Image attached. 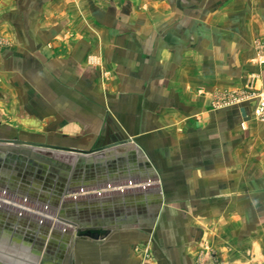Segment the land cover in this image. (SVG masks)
Masks as SVG:
<instances>
[{
  "label": "crops",
  "instance_id": "crops-1",
  "mask_svg": "<svg viewBox=\"0 0 264 264\" xmlns=\"http://www.w3.org/2000/svg\"><path fill=\"white\" fill-rule=\"evenodd\" d=\"M259 54L264 0H0V140L18 141L0 144V188L55 194L88 151L90 194H105L90 235L13 225L52 224L35 198L0 197L20 212L0 227L68 264H264V122L239 96L248 72L264 87ZM43 138L69 142L24 140Z\"/></svg>",
  "mask_w": 264,
  "mask_h": 264
},
{
  "label": "water",
  "instance_id": "water-1",
  "mask_svg": "<svg viewBox=\"0 0 264 264\" xmlns=\"http://www.w3.org/2000/svg\"><path fill=\"white\" fill-rule=\"evenodd\" d=\"M242 113V110H240ZM18 141H8V140H0V144H8V143H14ZM49 147V146H46ZM6 147L0 146V151H5ZM21 152H25V150H19ZM82 155L76 156L75 166L73 169L76 168V171H71V165L64 166L65 170H68L67 174H63V177L60 178V182H62L63 188L58 189V192L54 194L53 187L52 190L50 189V186L47 188L48 195H43L42 193L36 194L35 196H32V198H35V200H41L45 201V206L49 205V200L55 199L56 202L53 203V207H50L49 210H44L45 213H48L52 217V224L51 220L47 218V221L45 219H40L38 216H30L29 220H26V217L22 216V218H18L16 222H14L13 225L16 223H25L29 226H31L34 222H40V229L43 233H48L50 229V233H61L60 231H63V237L65 238L66 234L71 230V227L75 228V234L76 235H90V230L86 227L88 220L90 219V204L92 206L99 204V202L103 201V198L105 194H101V192H96V194H90V154L88 151H82ZM33 157V156H32ZM38 160H41L45 163H48V161L45 158L37 157ZM34 173L31 174L32 179L35 177V171L37 168L36 164H33ZM53 177L49 172H46L45 179L47 181L50 180V178ZM58 179V178H57ZM128 181L125 183L126 185H130L131 183H135L136 180L133 179L131 176L127 177ZM61 185V186H62ZM103 185V186H101ZM109 187L114 186L113 183H108V185L104 184H98V188L100 187ZM97 188V189H98ZM150 188H153V186H138L137 188H126L125 190H122L120 188L119 192L124 197L129 196L126 194L129 193H135V192H145L148 191ZM99 191V190H98ZM119 192H111L110 194H119ZM122 192V193H121ZM142 194V193H141ZM51 197H50V196ZM56 195V197H55ZM50 197V198H49ZM45 199V200H44ZM0 207V210L7 208L10 211H13L16 213V208H11L10 206H2ZM33 209L37 210V205H34L32 207ZM15 210V211H14ZM53 213V214H51ZM73 220V221H71ZM16 220V219H15ZM77 223H80L79 226H82L83 228L78 230ZM52 227H49V226Z\"/></svg>",
  "mask_w": 264,
  "mask_h": 264
},
{
  "label": "flooded vegetation",
  "instance_id": "flooded-vegetation-1",
  "mask_svg": "<svg viewBox=\"0 0 264 264\" xmlns=\"http://www.w3.org/2000/svg\"><path fill=\"white\" fill-rule=\"evenodd\" d=\"M14 159V158H13ZM4 164V157L0 155V165ZM19 173V172H18ZM1 177V176H0ZM2 179V178H1ZM0 196L3 197H8V198H12V199H20L22 201H28V202H35L32 198V195H30L29 193H20L17 191H12L8 188H0ZM50 196V195H49ZM45 203V201H42ZM36 203L38 206H40L41 208L44 207L45 210H49L50 207H53V203L56 202V198L49 200V205L45 206L43 205V203ZM53 205V206H52ZM70 219V218H69ZM71 220V219H70ZM73 221V220H71ZM7 228V229H6ZM12 229V228H11ZM16 230V229H15ZM17 231V232H16ZM16 231H11L7 226L6 227H0V239L3 237H5V239L7 240L6 243H10L8 241H10V239H14L16 238L17 240L21 241V246H24L26 251L28 252V254H35L36 257H38V261L37 262H33V264H41L42 262H44L47 259H49V261L53 264H57L58 262L63 261L65 264H68L69 260H70V256L68 255V250L66 251L65 248H63V250L61 248L58 247V245L51 251V250H45L41 247L40 241H41V236H36L34 238L35 243H33L32 245H29L30 242V238L28 235H26L25 233L20 232V230H16ZM66 247V246H64ZM24 249V250H25ZM13 258H17L21 261L24 262H29L30 260L26 259V258H21L19 256H14L12 255ZM2 264V263H0Z\"/></svg>",
  "mask_w": 264,
  "mask_h": 264
},
{
  "label": "rangeland",
  "instance_id": "rangeland-1",
  "mask_svg": "<svg viewBox=\"0 0 264 264\" xmlns=\"http://www.w3.org/2000/svg\"><path fill=\"white\" fill-rule=\"evenodd\" d=\"M263 48V45L260 43L257 46V51H261ZM261 54H259V56L256 57L255 60V64H261L264 60V58ZM253 75V76H252ZM245 82L243 83V87L239 90L241 94H239L240 98L243 100H253L254 98H252L249 93H251L252 91H255L254 93H256V91H260L263 90L264 87L260 86L259 84V75L257 73H252V72H248L246 75V78L244 80ZM259 84V85H258ZM255 102V101H254ZM253 102V105H254ZM254 118V117H253ZM254 120H256L254 118ZM258 121V120H256ZM258 122H262V121H258ZM25 141H37V142H49V143H54L55 141L57 143L59 142H63L64 144H67L69 141L68 140H58V139H38V140H29V139H24ZM44 154L46 155H51L48 151H46ZM53 159L57 160V161H64V160H69V158L71 157L69 154H65V153H60V154H56L53 155ZM38 172H42L41 169L38 167ZM96 192H99L98 190H94ZM33 196V195H32ZM2 197V196H0ZM1 199V198H0ZM16 204L18 205L19 202H21L20 204H23L24 201L20 200V199H16ZM37 203V202H36ZM39 203V201H38ZM41 203V202H40ZM26 204H31V202H26ZM35 204V203H34ZM17 214H19L20 212H16ZM5 237L3 239L0 240V263L2 264H8L10 263V261H16V262H21V260L17 259V258H13L12 255L14 256H19L21 258H26L30 261L36 262L35 261V254H28V252L26 251L24 246H21V242H16V244L18 245V247H16V245L12 244L10 242V244H7ZM25 249V250H24ZM11 264V263H10ZM28 264V262L26 263Z\"/></svg>",
  "mask_w": 264,
  "mask_h": 264
},
{
  "label": "built area",
  "instance_id": "built-area-1",
  "mask_svg": "<svg viewBox=\"0 0 264 264\" xmlns=\"http://www.w3.org/2000/svg\"><path fill=\"white\" fill-rule=\"evenodd\" d=\"M253 76V75H252ZM252 91L249 95L254 98V105L252 107V116L258 120L264 122V89L260 91Z\"/></svg>",
  "mask_w": 264,
  "mask_h": 264
}]
</instances>
